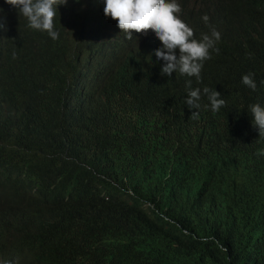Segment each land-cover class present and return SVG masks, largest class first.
Here are the masks:
<instances>
[{"label": "trees", "instance_id": "16d2710c", "mask_svg": "<svg viewBox=\"0 0 264 264\" xmlns=\"http://www.w3.org/2000/svg\"><path fill=\"white\" fill-rule=\"evenodd\" d=\"M98 1L59 6L53 40L0 0V264H264L263 183L219 147L223 118L206 96L190 118L186 82L160 78L136 49L144 36L126 39ZM177 3L199 34L219 32L214 56L231 40L232 55L249 46L264 60V0ZM105 32L118 70L80 99L76 57ZM125 78L137 99L124 98ZM203 85L224 90L213 63Z\"/></svg>", "mask_w": 264, "mask_h": 264}, {"label": "clouds", "instance_id": "9594fccd", "mask_svg": "<svg viewBox=\"0 0 264 264\" xmlns=\"http://www.w3.org/2000/svg\"><path fill=\"white\" fill-rule=\"evenodd\" d=\"M102 1H98L100 5ZM4 2L18 10V13L12 12L20 19H27L28 27L47 32L53 40L58 38L53 21L58 7L66 5L68 0ZM104 4L105 17L118 21V28L126 34V39L144 36L136 49L147 54L160 78L186 82L184 101L192 113L190 118H199L200 99L207 97L205 109L224 120L219 147L229 155L231 164L245 172L250 182H262L259 190L264 188V60L249 46H240L244 50L239 49L232 55L230 48L238 47V44H233L231 40H228L226 57L220 59L214 56L218 51L216 48H219V32L213 29L210 35L199 34L183 14L182 5L177 0H104ZM2 12L0 8V17L5 16ZM208 19L207 15L202 17L205 23ZM4 27V23L0 22V29ZM82 28L74 35L78 43ZM88 31L87 26L84 33ZM84 39L86 41L83 42L88 45L83 57H76V76L86 79L88 84L78 93L80 99L104 92L106 76L117 72L119 67L106 32ZM212 50L214 53H210ZM3 59L0 40V62ZM211 63L215 71L223 76L224 90L221 93L203 85L205 71ZM235 69L244 74L237 76ZM191 83L196 85L191 87ZM121 87L124 98L128 100L137 99L141 94V88L130 78L122 79ZM225 131H231L244 146L231 149L223 136Z\"/></svg>", "mask_w": 264, "mask_h": 264}, {"label": "bare ground", "instance_id": "6f19581e", "mask_svg": "<svg viewBox=\"0 0 264 264\" xmlns=\"http://www.w3.org/2000/svg\"><path fill=\"white\" fill-rule=\"evenodd\" d=\"M75 88V87H74ZM80 88V87H79ZM75 90V89H74ZM78 90H76V92H77ZM77 94H78V92H77ZM123 194V193H122ZM120 195V194H119Z\"/></svg>", "mask_w": 264, "mask_h": 264}]
</instances>
